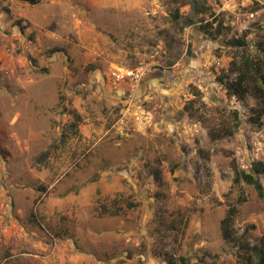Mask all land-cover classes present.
<instances>
[{
    "label": "rangeland",
    "instance_id": "rangeland-1",
    "mask_svg": "<svg viewBox=\"0 0 264 264\" xmlns=\"http://www.w3.org/2000/svg\"><path fill=\"white\" fill-rule=\"evenodd\" d=\"M252 56L264 0H0V264H258Z\"/></svg>",
    "mask_w": 264,
    "mask_h": 264
},
{
    "label": "trees",
    "instance_id": "trees-1",
    "mask_svg": "<svg viewBox=\"0 0 264 264\" xmlns=\"http://www.w3.org/2000/svg\"><path fill=\"white\" fill-rule=\"evenodd\" d=\"M31 3H36L39 0H27ZM192 21L187 20L186 25H191ZM210 23L202 25L208 27ZM212 24V23H211ZM208 31V30H207ZM208 33L215 38L216 34H220L221 30L217 28L215 33L208 31ZM231 44L235 47H245L248 45L247 40L244 37H235L230 40ZM237 78L232 83L226 84L230 92L234 95L242 97L244 95V83L247 81L254 82L257 90L264 93V69L261 61L255 57H247L244 62L242 61L240 67L236 68ZM223 80V79H221ZM252 170L247 171L245 169L238 170L234 177L235 183L245 182L249 185H253L260 196L264 197V185L262 184L259 176L264 175V162L256 161L252 165ZM237 213L235 208H229L226 216L221 221L222 235L225 240H234V231L232 229V222ZM254 255L256 256L258 264H264V235L259 239V242L252 247Z\"/></svg>",
    "mask_w": 264,
    "mask_h": 264
},
{
    "label": "built area",
    "instance_id": "built-area-1",
    "mask_svg": "<svg viewBox=\"0 0 264 264\" xmlns=\"http://www.w3.org/2000/svg\"><path fill=\"white\" fill-rule=\"evenodd\" d=\"M113 75L117 80L137 76L133 70H123V69H119L118 71L113 72Z\"/></svg>",
    "mask_w": 264,
    "mask_h": 264
},
{
    "label": "flooded vegetation",
    "instance_id": "flooded-vegetation-1",
    "mask_svg": "<svg viewBox=\"0 0 264 264\" xmlns=\"http://www.w3.org/2000/svg\"><path fill=\"white\" fill-rule=\"evenodd\" d=\"M156 77H160L161 81H163V72L162 71H159L156 73Z\"/></svg>",
    "mask_w": 264,
    "mask_h": 264
}]
</instances>
